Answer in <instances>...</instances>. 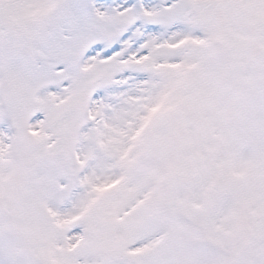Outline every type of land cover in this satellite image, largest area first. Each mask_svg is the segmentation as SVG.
I'll return each instance as SVG.
<instances>
[{"label": "snow or ice", "instance_id": "6c2138e0", "mask_svg": "<svg viewBox=\"0 0 264 264\" xmlns=\"http://www.w3.org/2000/svg\"><path fill=\"white\" fill-rule=\"evenodd\" d=\"M0 264H264V0H0Z\"/></svg>", "mask_w": 264, "mask_h": 264}]
</instances>
